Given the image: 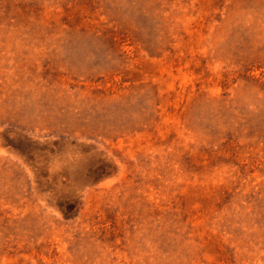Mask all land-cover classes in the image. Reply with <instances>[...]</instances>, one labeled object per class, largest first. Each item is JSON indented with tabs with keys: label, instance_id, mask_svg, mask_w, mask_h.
Instances as JSON below:
<instances>
[{
	"label": "rangeland",
	"instance_id": "374dc122",
	"mask_svg": "<svg viewBox=\"0 0 264 264\" xmlns=\"http://www.w3.org/2000/svg\"><path fill=\"white\" fill-rule=\"evenodd\" d=\"M0 264H264V0H0Z\"/></svg>",
	"mask_w": 264,
	"mask_h": 264
},
{
	"label": "trees",
	"instance_id": "16d2710c",
	"mask_svg": "<svg viewBox=\"0 0 264 264\" xmlns=\"http://www.w3.org/2000/svg\"><path fill=\"white\" fill-rule=\"evenodd\" d=\"M68 211H71L73 208H74V203L72 202H69L67 205H66Z\"/></svg>",
	"mask_w": 264,
	"mask_h": 264
}]
</instances>
